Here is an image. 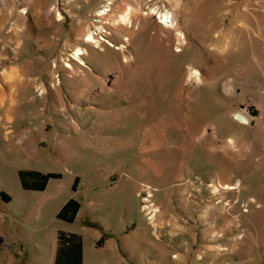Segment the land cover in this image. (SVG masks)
<instances>
[{"label":"rangeland","instance_id":"1","mask_svg":"<svg viewBox=\"0 0 264 264\" xmlns=\"http://www.w3.org/2000/svg\"><path fill=\"white\" fill-rule=\"evenodd\" d=\"M62 231L83 264H264V0H0V264Z\"/></svg>","mask_w":264,"mask_h":264},{"label":"trees","instance_id":"2","mask_svg":"<svg viewBox=\"0 0 264 264\" xmlns=\"http://www.w3.org/2000/svg\"><path fill=\"white\" fill-rule=\"evenodd\" d=\"M19 176L23 188L43 191L46 189L49 180L60 177V174L54 172L43 173L37 170H20ZM77 183L78 180L76 179L72 187L74 190H76ZM1 194L4 199H7L4 193ZM80 208V201L75 197H71L61 207L57 216L64 221L74 222ZM83 247V239L79 234L60 232L55 264H83Z\"/></svg>","mask_w":264,"mask_h":264},{"label":"crops","instance_id":"3","mask_svg":"<svg viewBox=\"0 0 264 264\" xmlns=\"http://www.w3.org/2000/svg\"><path fill=\"white\" fill-rule=\"evenodd\" d=\"M19 187H20V186L18 185V183H16V184L14 183V187L12 186V188H14V190H15L17 193H20V192L22 193L23 191H22V189H20ZM21 187H23V186L21 185ZM46 188H47V187H46ZM36 191H38V190H36ZM70 198H71V197H69L68 199H70ZM68 199H67V200H68ZM67 200H66V201H67Z\"/></svg>","mask_w":264,"mask_h":264}]
</instances>
